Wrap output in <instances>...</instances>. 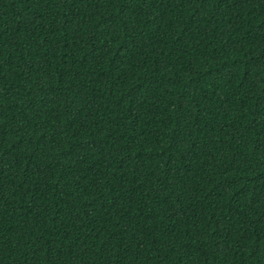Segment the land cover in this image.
<instances>
[{"label":"trees","instance_id":"obj_1","mask_svg":"<svg viewBox=\"0 0 264 264\" xmlns=\"http://www.w3.org/2000/svg\"><path fill=\"white\" fill-rule=\"evenodd\" d=\"M0 264H264V0H0Z\"/></svg>","mask_w":264,"mask_h":264}]
</instances>
